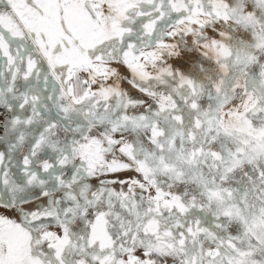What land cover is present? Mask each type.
<instances>
[{"label": "snow or ice", "instance_id": "snow-or-ice-1", "mask_svg": "<svg viewBox=\"0 0 264 264\" xmlns=\"http://www.w3.org/2000/svg\"><path fill=\"white\" fill-rule=\"evenodd\" d=\"M0 264H264V0H0Z\"/></svg>", "mask_w": 264, "mask_h": 264}]
</instances>
